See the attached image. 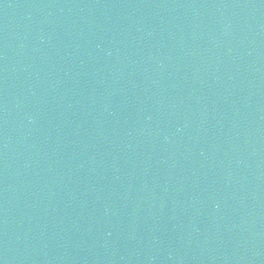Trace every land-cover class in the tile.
<instances>
[{"label": "water", "instance_id": "1", "mask_svg": "<svg viewBox=\"0 0 264 264\" xmlns=\"http://www.w3.org/2000/svg\"><path fill=\"white\" fill-rule=\"evenodd\" d=\"M264 34V0H0V264H159Z\"/></svg>", "mask_w": 264, "mask_h": 264}]
</instances>
